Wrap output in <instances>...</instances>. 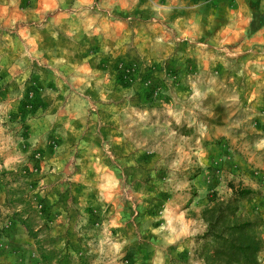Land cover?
Listing matches in <instances>:
<instances>
[{"label":"rangeland","instance_id":"1","mask_svg":"<svg viewBox=\"0 0 264 264\" xmlns=\"http://www.w3.org/2000/svg\"><path fill=\"white\" fill-rule=\"evenodd\" d=\"M254 14L264 0H0V264H41L8 203L25 185L84 264H204L202 213L227 201L264 264Z\"/></svg>","mask_w":264,"mask_h":264},{"label":"trees","instance_id":"2","mask_svg":"<svg viewBox=\"0 0 264 264\" xmlns=\"http://www.w3.org/2000/svg\"><path fill=\"white\" fill-rule=\"evenodd\" d=\"M253 17L250 32L254 33L264 26V19L259 14ZM257 19L260 22L255 25ZM9 174L25 180L30 177L25 169ZM26 187L12 190L8 203L12 208V219L36 242L41 264H84L82 257L75 259L66 247L58 249L55 246L57 238L51 234L50 221L47 216H41V201L36 200ZM235 193L238 197H246L251 192L240 189ZM236 212L237 207L229 201L203 211L202 219L208 225L206 236L209 238L200 253L204 264H258L262 242L252 233L256 225L242 221Z\"/></svg>","mask_w":264,"mask_h":264}]
</instances>
